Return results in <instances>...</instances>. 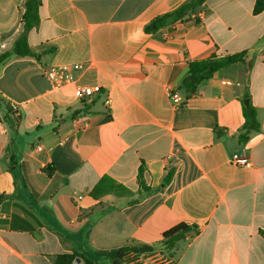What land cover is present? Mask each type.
Listing matches in <instances>:
<instances>
[{
  "label": "crops",
  "instance_id": "crops-1",
  "mask_svg": "<svg viewBox=\"0 0 264 264\" xmlns=\"http://www.w3.org/2000/svg\"><path fill=\"white\" fill-rule=\"evenodd\" d=\"M190 1L42 0L33 56L0 66V264H115L107 253L130 246L173 264H264V10L205 0L153 28ZM25 3L0 0V55L23 31ZM242 51L250 66L182 87L192 62ZM50 67H69L74 83L54 88ZM77 86L101 93L78 99ZM245 99L260 131L242 144ZM181 223L196 230L166 249Z\"/></svg>",
  "mask_w": 264,
  "mask_h": 264
},
{
  "label": "trees",
  "instance_id": "trees-1",
  "mask_svg": "<svg viewBox=\"0 0 264 264\" xmlns=\"http://www.w3.org/2000/svg\"><path fill=\"white\" fill-rule=\"evenodd\" d=\"M205 0H191L185 3L180 8L173 12L167 13L161 17H158L154 24L157 28L172 26L176 22L182 20L185 15L192 12L197 6L203 4ZM42 5V0H26L25 3V14L23 17V31L20 37L16 40L13 50L11 52H6L0 55V66L6 63L12 58H21L27 56H33L28 43V33L38 26L40 22L39 11ZM264 10V0H256L254 13L259 14ZM152 31L151 27L147 28ZM248 53L247 51H242L236 54L229 55H218L213 53L208 58L200 59L192 62L190 64V76L194 75L197 82H192L190 76H188L182 83V87L189 93L193 94L195 92L196 86L207 79L213 77V75L219 70L228 67L236 63H248ZM248 66L249 63H248ZM243 116L245 119L243 127L238 132V140L240 143L245 144L249 141L252 134L260 131V124L257 119V111L255 107L251 106L247 108L243 106ZM139 184L142 189H145L144 183L142 181V170L139 174ZM100 184L99 187H101ZM128 192V191H127ZM3 196L0 197V203L3 200ZM196 230L195 227L181 223L172 229L168 230L163 234V240L161 245L166 249H173L178 242L184 240L188 234ZM264 236V231L260 232ZM152 248L148 246H130L123 247L117 250H113L108 254L109 257L114 259L115 264H119L126 261L129 254H141L151 252ZM99 255V254H96ZM76 257L84 260L85 264H93L92 261L85 255H61L55 259V264H73Z\"/></svg>",
  "mask_w": 264,
  "mask_h": 264
},
{
  "label": "built area",
  "instance_id": "built-area-1",
  "mask_svg": "<svg viewBox=\"0 0 264 264\" xmlns=\"http://www.w3.org/2000/svg\"><path fill=\"white\" fill-rule=\"evenodd\" d=\"M200 15L192 14V18H197ZM81 68L80 65H74L73 70H78ZM47 78L51 81L54 88H61L65 85L74 83V76L70 71L69 67H50L46 71ZM101 89H94L92 87L86 86H77L75 89V96L78 99L89 98L94 94H100ZM171 99L175 105H179L182 102V98L178 95V93H170ZM107 104L110 103L108 100ZM12 110L15 112L18 109L16 104L11 106ZM0 133H4V124L3 120L0 116ZM41 148V147H39ZM232 164L244 167H250L251 164L246 157H242L239 155H234L232 160ZM126 258L129 264H173L174 261L171 255L168 252L162 251H151L148 253L135 254L131 253Z\"/></svg>",
  "mask_w": 264,
  "mask_h": 264
},
{
  "label": "water",
  "instance_id": "water-1",
  "mask_svg": "<svg viewBox=\"0 0 264 264\" xmlns=\"http://www.w3.org/2000/svg\"><path fill=\"white\" fill-rule=\"evenodd\" d=\"M153 28H156V25H153ZM190 80H191L192 82H197V79H196V77H195L194 75H191V76H190ZM244 105H245L247 108H250V107H251L249 99H245V100H244ZM166 180H167V182H168V179H166ZM75 263H76V264H80V263H81V260H80V259H77V260H75Z\"/></svg>",
  "mask_w": 264,
  "mask_h": 264
},
{
  "label": "rangeland",
  "instance_id": "rangeland-1",
  "mask_svg": "<svg viewBox=\"0 0 264 264\" xmlns=\"http://www.w3.org/2000/svg\"><path fill=\"white\" fill-rule=\"evenodd\" d=\"M5 119H6V117H5Z\"/></svg>",
  "mask_w": 264,
  "mask_h": 264
}]
</instances>
